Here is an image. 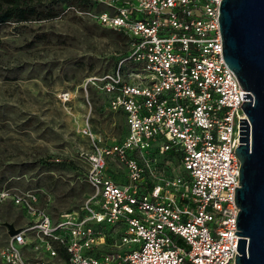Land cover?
I'll use <instances>...</instances> for the list:
<instances>
[{
    "label": "built area",
    "instance_id": "built-area-1",
    "mask_svg": "<svg viewBox=\"0 0 264 264\" xmlns=\"http://www.w3.org/2000/svg\"><path fill=\"white\" fill-rule=\"evenodd\" d=\"M92 1L128 49L85 89L106 96L124 134L95 131L91 109L82 117L80 174L92 192L77 209L54 216L37 191L0 188V202L27 218L13 235L7 226L2 264H29L27 246L35 264H236V147L249 91L223 56L222 0Z\"/></svg>",
    "mask_w": 264,
    "mask_h": 264
},
{
    "label": "rangeland",
    "instance_id": "rangeland-1",
    "mask_svg": "<svg viewBox=\"0 0 264 264\" xmlns=\"http://www.w3.org/2000/svg\"><path fill=\"white\" fill-rule=\"evenodd\" d=\"M57 8L54 17L0 25V188L37 191L54 216L77 209L92 192L80 174L87 167L81 152L89 149L82 117L91 109L95 131L110 139L124 134L122 115L85 82L112 71L128 49L122 34L96 19L102 6ZM65 90L74 94L66 103ZM25 221L20 207L0 202V250L8 224Z\"/></svg>",
    "mask_w": 264,
    "mask_h": 264
},
{
    "label": "water",
    "instance_id": "water-1",
    "mask_svg": "<svg viewBox=\"0 0 264 264\" xmlns=\"http://www.w3.org/2000/svg\"><path fill=\"white\" fill-rule=\"evenodd\" d=\"M222 52L248 98L236 154L241 162L235 201L240 208L236 264H264V0H222ZM9 234L17 229L8 224Z\"/></svg>",
    "mask_w": 264,
    "mask_h": 264
},
{
    "label": "trees",
    "instance_id": "trees-1",
    "mask_svg": "<svg viewBox=\"0 0 264 264\" xmlns=\"http://www.w3.org/2000/svg\"><path fill=\"white\" fill-rule=\"evenodd\" d=\"M93 4L95 3L92 0H0V25L12 21L26 22L33 19H46L54 17L58 13L57 6H59L60 8L62 6L88 8ZM125 52L120 53L116 56L115 66L117 64L119 56L121 54H124Z\"/></svg>",
    "mask_w": 264,
    "mask_h": 264
},
{
    "label": "crops",
    "instance_id": "crops-1",
    "mask_svg": "<svg viewBox=\"0 0 264 264\" xmlns=\"http://www.w3.org/2000/svg\"><path fill=\"white\" fill-rule=\"evenodd\" d=\"M26 221H27V218H26ZM26 221H25V223H26ZM23 250H24L25 257L28 260V263L29 264H35V261H34L35 260V253L32 251L31 247L27 246ZM61 255L64 256V253H61Z\"/></svg>",
    "mask_w": 264,
    "mask_h": 264
}]
</instances>
